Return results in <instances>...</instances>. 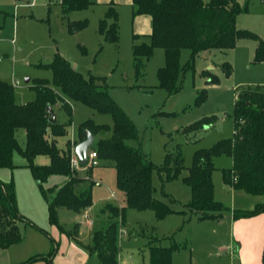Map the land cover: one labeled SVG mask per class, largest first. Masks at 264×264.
<instances>
[{
  "label": "rangeland",
  "instance_id": "1",
  "mask_svg": "<svg viewBox=\"0 0 264 264\" xmlns=\"http://www.w3.org/2000/svg\"><path fill=\"white\" fill-rule=\"evenodd\" d=\"M236 1L242 6L237 26L264 39V0ZM116 9L119 38L112 42L105 40L99 32V21L108 10L105 5H90L65 14L61 0H0V57L3 59L0 69L6 77L4 79L13 82L18 103L29 102L36 96L35 79L52 77V71L37 66L38 63L48 62L60 53L85 77L92 74L105 78L109 93L137 129L138 137L128 140L129 144L139 146L156 165L163 162L167 151H175L178 145L184 164L190 166L197 149L211 148L217 141L233 136L236 91L248 85H264V62L254 60L258 40L256 37H242L233 48L203 50L194 58L192 67H186L191 50L183 48L180 54L181 86L169 93L159 86L158 78V70L165 64L164 49L154 48L144 65L143 75L137 77L132 51V7L122 4ZM83 20L87 21L85 26L71 29L74 22ZM137 39L135 42L150 41L149 35L145 34ZM227 63L232 66L230 73L225 70ZM214 75L216 80H210ZM203 90L204 97L198 102L197 97ZM72 104L71 122L60 102L52 106L58 121L66 125V134L57 137V145L62 149H66L69 139L78 138L82 123L87 119L113 125L109 113L79 101H72ZM204 117H212L213 121L197 131L186 132L187 125ZM17 137L25 146L23 129L18 130ZM97 160L93 167H86L87 170L92 168V175L99 182L92 186L94 224L89 226L84 215L67 207L59 209L58 224H53L49 221L46 200L27 159L19 150L14 151L15 166L0 167V178L13 181L18 209L35 225L20 221L23 237L7 249L0 248V264H55L58 257L72 263L82 262L78 251L70 247L74 235L78 234L77 246L86 250L85 245L92 242L93 233L109 224L103 203L111 191L119 192L113 163ZM49 162L50 157L46 154L37 155L34 160L36 164ZM214 164V197L225 205L224 217L203 219L189 213L185 203L191 199V190L183 178L163 184L159 172L153 169L154 195L169 203L175 211L159 218L153 209L126 208L125 218L116 219L119 264H150L149 243L153 237L159 238L154 241L161 245L177 244L172 253V264H233V248L229 246L232 232L225 216L232 214L235 208H253L264 195L228 189L222 170L232 165L231 156H217ZM83 167H78L81 175L86 172ZM63 178L65 175L62 174L48 177L44 187L49 194H53L49 188L63 183ZM50 251L54 254L47 260L45 256ZM35 255L44 257L29 261ZM95 263L101 262L96 254H92L86 264Z\"/></svg>",
  "mask_w": 264,
  "mask_h": 264
},
{
  "label": "trees",
  "instance_id": "2",
  "mask_svg": "<svg viewBox=\"0 0 264 264\" xmlns=\"http://www.w3.org/2000/svg\"><path fill=\"white\" fill-rule=\"evenodd\" d=\"M95 0H61L62 10L68 14L93 4ZM132 17L140 14L151 16L149 42H135L132 47L136 76H142L146 61L155 47L165 51V64L158 70L159 86L169 93L178 90L180 74V54L183 48L191 50L186 67H192L194 58L203 50L233 48L242 37H256L254 60L264 62V39L255 33L239 28L237 16L242 6L236 0H132ZM87 24L86 20L74 22L71 29ZM74 28V29H75ZM99 32L105 40L117 42L119 38V14L110 4L99 21ZM39 67L50 69L51 78H36L33 100L18 103L15 99L13 83L0 78V167H14V151L27 159L33 177L38 181L49 209V221L58 224V211L62 207L82 211L93 203L91 169L88 176H81L72 168L71 158L74 146L85 138L83 130L89 129L98 138L89 150L97 152V159L110 161L116 169V185L125 195L126 205L119 207L105 203L104 211L110 217L105 229L96 230L92 242L85 245L91 254H96L101 264H119L118 225L116 219L125 218L126 208L137 210L153 209L159 218L174 212L171 205L154 195L155 187L152 171L159 172L162 183L183 178L190 187L191 199L185 203L188 212L200 218H219L226 209L214 197L213 171L214 158L221 155L232 157V165L223 168L224 183L233 189L244 190L249 194L264 195V85H248L236 91L233 121V136L217 141L211 148L195 151L190 166L184 164L182 150L177 145L175 151H167L159 165L150 161L139 146L128 143L136 139L138 132L130 116L108 91L104 77H85L71 61L56 53L48 62L38 63ZM227 73L232 66L227 63ZM215 81L216 75L210 78ZM104 82V83H102ZM204 97L198 95L199 102ZM72 101L109 113L113 125L96 123L87 119L82 123L77 139H69L66 149L57 145V137L66 134V125L48 120L47 106L60 102L66 109L71 122ZM212 117H204L185 127L186 132L197 131L209 125ZM23 129L26 135L25 146L18 140L17 132ZM94 138V139H95ZM50 157L48 164H36L37 155ZM88 167V164L82 165ZM94 166V165H89ZM186 171L185 174L183 172ZM53 174H62L69 179L59 188L50 187L49 194L44 182ZM175 201V198H170ZM186 215V211H184ZM264 212V201L251 209H233L236 219L250 217ZM20 221L28 222L17 206L16 190L13 181L0 178V248H8L21 241L23 234ZM34 225V224H33ZM53 239V238H52ZM154 238L150 240V264H172V253L177 244L161 245ZM55 242V240L53 239ZM50 251L45 257L50 259ZM41 255L29 259L35 260ZM24 264V263H23ZM51 264V263H50ZM264 264V257H263Z\"/></svg>",
  "mask_w": 264,
  "mask_h": 264
},
{
  "label": "crops",
  "instance_id": "3",
  "mask_svg": "<svg viewBox=\"0 0 264 264\" xmlns=\"http://www.w3.org/2000/svg\"><path fill=\"white\" fill-rule=\"evenodd\" d=\"M203 1L208 2L209 0H203ZM96 4L105 5L107 8L110 4H114V6L116 8L122 4H128L132 7V12H133L132 0H95V2L91 5H96ZM132 29H133V35L134 34H137L138 36H141L143 34L149 35L151 33V29H152V27H151V16L149 14H140L134 18L132 17ZM136 40H138V39H136ZM134 41L135 40H133V42ZM2 60H3L2 57H0V62ZM2 72H3V70L0 69V78L3 80H6V79H4L6 77H5V75L2 74ZM6 81H8V80H6ZM10 82L13 83L12 81H10ZM83 168L87 172L86 167H83ZM78 169L79 168H77V173L79 174ZM86 172H85V175H83V174L82 175L79 174V175L88 176L86 174ZM90 175H91L92 181H94V184L95 183L99 184V182L95 180L94 175H92V172ZM68 179H69V177L65 176V178L62 179V180H64L63 183L58 184V185H54L55 188L57 189L60 186H62ZM37 183H38V181H37ZM224 186H226V185H224ZM116 187H117V185H116ZM228 189L233 190V188H230V187H228ZM117 190L119 192L114 190V191H111V194L108 195V197L106 198V202H104L103 206H102L103 211H104L105 203H111V204L117 205L119 207H123L126 205L125 195H124L123 191L119 190L118 187H117ZM263 201H264V198H261L258 201V203L263 202ZM93 205H94V201H93L91 206L87 207L86 209H84L82 211H79L82 215H84L85 220H87L86 223H89L88 224L89 226H92L94 224V218H93L94 207H93ZM17 206H18V203H17ZM247 209H251V208H247ZM19 212L23 215V213L20 210H19ZM86 213H87L88 217L85 216ZM23 216H25V215H23ZM222 217H224V215H222L220 218H222ZM108 218L110 219L109 215H108ZM27 219L30 220L29 218H27ZM225 219L229 220L230 228H231V232H232L231 233L232 241L229 243V246H230V248H233V252L231 253V255H232L231 260L233 259V264H263V257H264V212L259 213V214L254 215V216L242 217L239 219L234 218L233 214H230L228 216H225ZM31 223L34 224L32 221H31ZM109 223H110V221H109ZM28 224H30V223H28ZM51 238H53L55 240V243L58 242L55 239V237H51ZM73 239L70 243V247H72L73 249L78 251V253L82 257V262H78V263L73 262L72 263L70 260H66L64 258L58 257L55 259V264H86V260L92 254L89 253V251L87 249L85 250V249H82L79 246H77V244L75 242V240L76 241L79 240L77 233H76V235H74ZM3 249H7V248H3Z\"/></svg>",
  "mask_w": 264,
  "mask_h": 264
},
{
  "label": "water",
  "instance_id": "4",
  "mask_svg": "<svg viewBox=\"0 0 264 264\" xmlns=\"http://www.w3.org/2000/svg\"><path fill=\"white\" fill-rule=\"evenodd\" d=\"M26 80L28 81L29 78H27ZM47 111L49 113V117H48L49 122L56 123L58 119L51 105L47 106ZM83 134L85 135V138L74 146V153L79 158L81 165H85L87 163L88 150L95 138L93 133L87 128L83 130Z\"/></svg>",
  "mask_w": 264,
  "mask_h": 264
},
{
  "label": "built area",
  "instance_id": "5",
  "mask_svg": "<svg viewBox=\"0 0 264 264\" xmlns=\"http://www.w3.org/2000/svg\"><path fill=\"white\" fill-rule=\"evenodd\" d=\"M98 163L97 160V152L95 150H88V165H96ZM71 166L74 169H77L80 166L79 158L75 155L73 151V156L71 158ZM86 217H88L87 213L85 214Z\"/></svg>",
  "mask_w": 264,
  "mask_h": 264
}]
</instances>
